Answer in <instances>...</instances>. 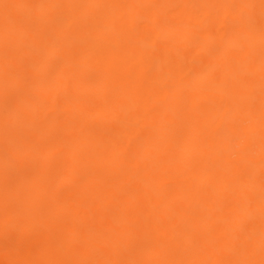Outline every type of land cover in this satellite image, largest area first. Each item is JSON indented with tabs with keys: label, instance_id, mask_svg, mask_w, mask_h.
<instances>
[{
	"label": "bare ground",
	"instance_id": "6f19581e",
	"mask_svg": "<svg viewBox=\"0 0 264 264\" xmlns=\"http://www.w3.org/2000/svg\"><path fill=\"white\" fill-rule=\"evenodd\" d=\"M0 264H264V0H0Z\"/></svg>",
	"mask_w": 264,
	"mask_h": 264
}]
</instances>
